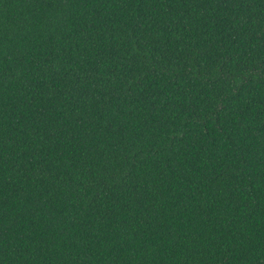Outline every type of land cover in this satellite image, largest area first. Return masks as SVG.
Wrapping results in <instances>:
<instances>
[{
	"label": "trees",
	"instance_id": "1",
	"mask_svg": "<svg viewBox=\"0 0 264 264\" xmlns=\"http://www.w3.org/2000/svg\"><path fill=\"white\" fill-rule=\"evenodd\" d=\"M0 264H264V0H0Z\"/></svg>",
	"mask_w": 264,
	"mask_h": 264
}]
</instances>
